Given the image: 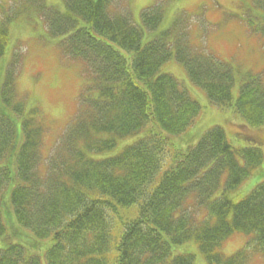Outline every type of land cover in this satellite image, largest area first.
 I'll return each instance as SVG.
<instances>
[{
  "label": "trees",
  "instance_id": "trees-1",
  "mask_svg": "<svg viewBox=\"0 0 264 264\" xmlns=\"http://www.w3.org/2000/svg\"><path fill=\"white\" fill-rule=\"evenodd\" d=\"M32 1L48 32L59 38L61 53L83 62L88 82L77 122L41 173L44 125L38 111H26L17 97L16 60L9 63L0 87V264H43L42 256L47 264H194L192 254L172 257L171 249L191 239L210 264L264 259V181L247 196L230 195L263 164L261 139L244 135L253 145L236 149L215 127L194 148L174 153L154 183L169 153L167 134L184 132L200 111L177 78L161 72L171 56L168 34L141 47L142 28L115 0H63V8ZM142 17L152 30L163 11L151 7ZM254 30L264 37V25ZM186 35L174 44L177 59L212 102L231 106L233 69L192 50ZM9 40L7 25L0 24V56ZM196 73L203 78L195 79ZM234 107L251 126L264 125V70L247 77ZM141 132L144 137L115 156L89 154ZM132 207L134 218L127 212ZM2 208L13 209L29 231L33 239L25 246L12 239L19 229L8 233ZM237 232L247 235L245 246L232 255L221 252ZM27 248L42 253L31 255Z\"/></svg>",
  "mask_w": 264,
  "mask_h": 264
},
{
  "label": "rangeland",
  "instance_id": "rangeland-1",
  "mask_svg": "<svg viewBox=\"0 0 264 264\" xmlns=\"http://www.w3.org/2000/svg\"><path fill=\"white\" fill-rule=\"evenodd\" d=\"M41 1L46 6L63 8L62 0ZM157 2L163 6V19L155 30H149L144 25V42L161 37L164 33L175 41L186 30L193 47L211 52L233 66L235 83L232 94L235 101L246 73L259 72L264 68V37L254 33L253 27L264 25L263 8L253 0H125L133 20L140 26L142 10ZM1 23L7 25L10 40L5 54L0 56V85L14 51H20L17 59L23 61L17 77L18 95H23L30 107H40L44 115L48 131L43 153L47 155L56 146L67 125L74 120L88 79L82 74L81 62H71L61 56L58 37H53L45 28L39 9L32 0H0ZM162 71L173 74L202 106L196 122L185 133L173 137L172 143L176 148L187 150L194 147L204 133L216 125L224 128L227 139L235 148L253 145L241 136L242 131L255 135L264 144V128L249 131L252 127H248L250 124L242 120L234 106L219 108L212 104L206 91L191 81L184 65L175 57L163 65ZM242 124L245 125L244 129ZM142 135L118 139L114 149L93 156L104 158L116 155ZM262 181L264 162L231 195L242 198ZM12 224L19 229L18 236L25 243L33 239L29 231L18 228L16 218ZM228 239L223 242L220 251L232 255L246 244L248 237L237 232ZM2 244L0 238V249ZM27 253L33 255L42 252L27 248ZM173 253L192 254L194 264H208L194 239L174 245ZM43 264H47L45 257ZM254 264H263V261L257 259Z\"/></svg>",
  "mask_w": 264,
  "mask_h": 264
},
{
  "label": "bare ground",
  "instance_id": "bare-ground-1",
  "mask_svg": "<svg viewBox=\"0 0 264 264\" xmlns=\"http://www.w3.org/2000/svg\"><path fill=\"white\" fill-rule=\"evenodd\" d=\"M139 44H140L141 47H143V46H145V45L147 44V42L145 43L144 40L142 39V40H139ZM173 54L176 55V56H178V51L175 50V51L173 52ZM203 76H204L203 73H201V74H199V73L197 74V73H196V77H195V79L203 78ZM76 118H78V117H76ZM76 118H75V119H76ZM75 121H76V120H75ZM76 122H77V121H76ZM80 125H81L80 123H76V126L74 125V127L72 126V128H74L76 131H78V129L80 128ZM122 224L125 225L124 223H122ZM205 259L207 260V258H205Z\"/></svg>",
  "mask_w": 264,
  "mask_h": 264
}]
</instances>
